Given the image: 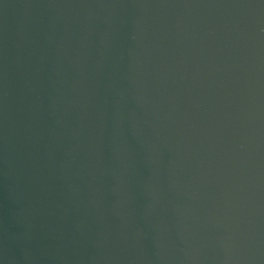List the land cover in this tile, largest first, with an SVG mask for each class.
Segmentation results:
<instances>
[{
    "label": "water",
    "instance_id": "95a60500",
    "mask_svg": "<svg viewBox=\"0 0 264 264\" xmlns=\"http://www.w3.org/2000/svg\"><path fill=\"white\" fill-rule=\"evenodd\" d=\"M0 264H264V0H0Z\"/></svg>",
    "mask_w": 264,
    "mask_h": 264
}]
</instances>
